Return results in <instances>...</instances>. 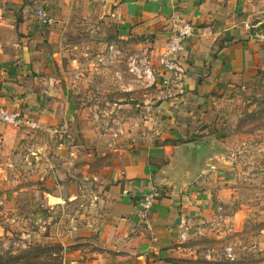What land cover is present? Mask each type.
I'll return each instance as SVG.
<instances>
[{"label": "crops", "instance_id": "crops-1", "mask_svg": "<svg viewBox=\"0 0 264 264\" xmlns=\"http://www.w3.org/2000/svg\"><path fill=\"white\" fill-rule=\"evenodd\" d=\"M257 1L0 0V107L29 123L0 122V173L25 171L56 201L78 199V186L90 190L92 180L101 194L97 227L90 207L84 215L90 228H79L64 244L62 264L197 261L195 229L218 219L222 206L238 197L222 164L234 153L222 142L217 118L230 98L264 83V33L262 23L252 22L264 13ZM37 10L51 23L43 25ZM176 18L193 24L196 34L181 59L183 79L146 95L148 118L160 131L144 146L105 152L110 136L98 131V121L140 122L124 113L141 95L117 79L124 66L99 70L98 55L122 46L157 62ZM110 28L115 44L107 40ZM82 45L90 52L77 51ZM82 55L90 57L88 65ZM131 89L133 99L124 104ZM102 156L106 163L96 171ZM146 195L159 197L144 222ZM249 208L226 219L233 233L243 229ZM229 229L208 236L221 238Z\"/></svg>", "mask_w": 264, "mask_h": 264}, {"label": "rangeland", "instance_id": "rangeland-1", "mask_svg": "<svg viewBox=\"0 0 264 264\" xmlns=\"http://www.w3.org/2000/svg\"><path fill=\"white\" fill-rule=\"evenodd\" d=\"M257 6L259 11L264 12V0H258ZM252 22L262 23L259 28L264 33V13L256 14ZM108 31L107 40L110 44H115L113 28ZM119 47L121 48L115 49H118L122 56L111 53L109 48L107 52L98 55L99 60L94 64L99 65L98 69L101 71H110L115 64L124 66L123 75H118L117 79L123 85L138 87L136 91L131 89L127 91L130 93L126 92L129 96L125 98L124 104L133 99L131 92H139L141 95L139 99H135L136 108L131 112L125 111L124 115L129 118L134 115L140 122L122 126L115 122L104 124L96 119L100 122L98 131L110 136V140L106 142L107 146L104 147L105 152H111L119 146H144L152 141L148 139L149 134L160 131L148 118L151 111L148 110L146 95L155 87L148 88L147 84L138 82L127 67L129 57L143 58L144 55H131L122 50V46ZM77 51L90 52L87 45L80 46ZM89 60L90 57L86 59L83 56L80 62L82 65H88ZM155 63L152 59V64ZM250 87L254 90L252 93H237L230 98L229 105L217 118L223 133L222 142L234 153L223 159L222 164L227 166L233 175L232 186L237 189V201L223 205L215 221L204 222L200 227L202 233L197 231L198 227L195 229L198 240L194 245L200 249L198 259L193 264H210L205 260L207 250L215 248L219 253H223L229 246L235 250V261L231 264H264V83L258 82ZM105 158H97L94 161L96 171H100L106 163ZM34 184L33 178L27 176L25 171L0 173V264H62L64 244L75 240L76 235L73 234H76L79 228H90L84 218L85 213L90 212V207L93 208V226L97 227L99 223L102 210L95 204L101 194L95 181L92 180L90 190L78 186V199L71 201L65 197L64 200L56 201L51 196V189ZM244 207L250 208L243 229L233 233V224L225 223L226 219L244 210ZM227 227L230 228L229 234L221 238H209L208 235L214 229L217 231Z\"/></svg>", "mask_w": 264, "mask_h": 264}, {"label": "built area", "instance_id": "built-area-1", "mask_svg": "<svg viewBox=\"0 0 264 264\" xmlns=\"http://www.w3.org/2000/svg\"><path fill=\"white\" fill-rule=\"evenodd\" d=\"M36 15L43 25L51 23V20L43 10H37ZM195 34L196 28L193 24L177 18L174 19L167 36L166 49L158 57L155 65L152 64L150 55L145 54L143 58L132 56L127 60L129 73L138 82L147 84L148 88L156 87L157 85L167 88L174 83L176 84V82H180L186 74L181 65V59L186 52L188 42L194 38ZM110 51L111 53L115 52L118 56H122V53L118 49H115V47H110ZM101 61H104L103 57ZM0 122L16 127L29 124L27 121H24L20 114L9 113L1 107ZM158 197V195H146L140 203V218L144 222L147 221L148 213L152 210ZM200 227L197 228V231L202 233L203 230ZM181 242H188L187 232L181 235ZM205 260L210 264H231L235 261V250L229 246L223 253H219L215 248H211L207 250Z\"/></svg>", "mask_w": 264, "mask_h": 264}]
</instances>
